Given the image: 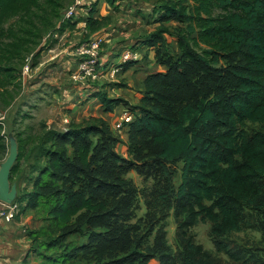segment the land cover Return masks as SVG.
Instances as JSON below:
<instances>
[{
	"label": "trees",
	"instance_id": "trees-1",
	"mask_svg": "<svg viewBox=\"0 0 264 264\" xmlns=\"http://www.w3.org/2000/svg\"><path fill=\"white\" fill-rule=\"evenodd\" d=\"M46 1L40 7L44 14H35L31 8L39 7L37 0H0V110L21 90L24 56L37 50L57 23L63 0ZM105 2L115 7L116 0ZM96 11L95 3L86 19L90 33L113 23L110 16L94 18ZM152 16L157 24L144 40L155 48L156 59L166 72L149 75L139 103L127 104L135 114L124 125L128 148L138 159L144 151L150 153L145 174L161 171L167 186L171 167L182 162L175 195L179 210L187 215L177 224L182 230L183 264H214L211 254L186 233L198 221L210 223L209 236L217 251L240 261L225 238L250 225L249 213L264 215V0H160ZM13 17L14 22L4 27ZM106 43L104 37L101 49ZM122 48L134 50L117 47L119 60ZM38 54L39 50L34 58ZM97 97L105 112H112L121 102L106 93ZM248 123L259 124V129L248 134ZM3 139L0 135V150L5 148ZM38 139L34 161H45L31 163L33 180L20 204L13 201L19 206L16 213L28 208L58 226L90 229L87 242L70 252L69 259L85 263L83 252L96 255L101 241L108 250L124 253L107 264H136V246L125 252L130 250L129 231L117 224L130 184L120 174L114 148L119 138L106 121L92 117L65 129L42 126ZM17 142L10 183L20 170L19 160L28 154L23 150L30 139ZM154 164L158 170L152 169ZM111 196L116 199L109 205ZM97 226L104 230L96 231ZM37 232H29L33 246Z\"/></svg>",
	"mask_w": 264,
	"mask_h": 264
},
{
	"label": "rangeland",
	"instance_id": "rangeland-1",
	"mask_svg": "<svg viewBox=\"0 0 264 264\" xmlns=\"http://www.w3.org/2000/svg\"><path fill=\"white\" fill-rule=\"evenodd\" d=\"M73 2L74 0H63V6L61 7L57 23L53 27L54 29L58 27L59 20L65 9L72 5ZM89 2H91L90 5H85L82 7L83 11H80H88L94 6L95 0H89ZM151 2L153 3V10L159 6L160 0H151ZM36 3L39 7H32L31 9L36 11L35 14H44L41 8L48 4V2L46 0H37ZM132 8L124 7L122 8L123 11L117 12L118 17L109 28L119 30V28L127 26L128 23L131 24L133 21L138 22V14H134L133 16L132 13L129 17L130 9ZM80 11L78 13H80ZM78 13L74 16V19L75 17H79ZM35 17L33 18L35 20L34 23L38 24ZM15 18L16 17L10 18L9 22L4 24V27L14 22ZM151 19L153 21V18H148L147 20L149 26L153 23L150 21ZM147 23L145 25L141 24V28H146ZM54 29L51 30L50 33H52ZM105 36L108 38L107 35ZM135 37L136 36L133 38ZM6 40H11V38H6ZM41 44L37 49L39 51ZM44 47L42 50H44ZM131 47L137 54L139 53L137 49L134 48V45H131ZM53 48L54 52H57L62 46L53 45ZM37 50L35 49L31 54L29 53L24 56L20 69L21 90L8 106L2 105V109L0 110V135L4 138L1 142H3L5 147L3 150H0V164L9 154L11 139L16 145H18L17 141L19 138H24L25 140L28 138L30 139V144L26 145L23 150V154L26 151H28V154L19 160L18 167L20 170L15 175L13 182L10 183L16 186L17 194L14 201H16L17 204H20L19 201L22 194L28 188L29 182L33 180L34 175L30 174L29 168L31 163L38 162V165H41L45 161V158L34 161V157L40 147L37 143L42 131V126L45 125L44 122H52L54 127H57V123L60 124L58 122V117L60 116L58 108L60 106L59 101L61 100V93L60 90L57 89V84L61 67L57 62L51 63L50 60L52 59H50V57L54 52H49L46 49L34 58L33 55ZM33 59H35V61ZM79 61V59L75 60L77 63L75 71L79 70ZM40 63L41 65H39ZM220 63L221 62H219L217 66ZM35 66H37L36 70ZM25 67H27V69H25ZM33 70L35 71L32 73ZM75 71L74 74H76ZM84 83L86 87L88 85L87 81L85 80ZM54 88L57 90L58 102L52 104L54 99L52 96ZM35 101H40L37 108L31 106V103ZM133 116H135V114ZM61 122H63L62 118ZM247 127L249 129L248 134H251L253 130L257 131L259 129V124L248 123ZM65 128L64 126H60V129ZM123 128L124 129L119 130L121 134L118 133L117 137L122 135V140L125 143L118 144L121 143V139L118 137L119 141L114 148L120 158L121 177L130 184L129 193H125L123 197L125 202L124 210L117 218V224H122L125 229H128L131 244L133 245L130 244V250L125 252H130L133 250L134 246H136V250L134 249L138 260L136 264H183L181 255L183 244L181 235L182 230L177 227V224L185 220L187 215L179 210L178 199L175 195L177 186L180 182L182 162H178L175 166L171 167L172 174L170 177L171 184L170 186L168 185L169 187L166 185L165 176L161 171L156 172L155 170H150L149 173L145 174L146 170H148L147 165L149 164H145V161L148 160L147 158H150L151 155L150 153L146 155L144 151V155L140 156V159L135 158L131 154L134 152H130L128 148V128H125V126H123ZM19 133H21V136ZM45 143L49 146L48 141ZM156 165L154 164L152 169L158 170ZM119 196L120 195H118V197ZM114 199L116 198H113V196L107 199L109 205L113 204ZM23 204L25 203L23 202ZM5 206L9 209L11 204H5ZM17 208H19L18 205ZM18 211V214L26 212V215L33 214L34 217L37 218L35 219L37 224L35 230L38 232L34 235L35 244L25 264H107L108 262L124 256V253L118 251L119 249L108 250V245H104V243L99 241L96 255L90 250L85 253L83 252V255H87L85 263L80 261V259L77 261L73 260L74 257L73 259H69L68 255L70 252H76L79 246L87 242L90 229H87L86 226H81L79 228L74 224L58 226L55 222L50 223L42 220L41 216L45 214L38 215L28 208L19 209ZM15 214L16 211H14L13 216ZM249 214V219H247L250 225L244 227L242 231L232 233L229 237L225 238L229 247L233 248V250L237 251L241 256L240 261H234L224 252L217 251L213 240L209 236L210 223L208 221H198L193 227L186 230V233L192 237L195 243L201 244L203 248L211 254L214 264H264V234L262 233L261 223V219L264 218V215L258 212ZM103 230L104 228L101 226L96 227V231ZM150 254H152L153 257H150Z\"/></svg>",
	"mask_w": 264,
	"mask_h": 264
},
{
	"label": "crops",
	"instance_id": "crops-1",
	"mask_svg": "<svg viewBox=\"0 0 264 264\" xmlns=\"http://www.w3.org/2000/svg\"><path fill=\"white\" fill-rule=\"evenodd\" d=\"M95 3L97 11L93 14L94 18L110 16L111 21L114 23L118 17V13L123 11L122 8L133 7L130 9L129 17L132 13L133 16L134 14H138L139 21H133L131 24L128 23L127 26L121 27L119 30L115 28H103L97 32L90 33L86 28L89 10L85 12H82V10L78 13L79 17L74 19L70 24H62L60 28H55L52 33L49 32L44 36L39 54L45 49L49 52H54L53 45L62 46L59 51L54 52L50 57L52 64L57 62L61 67L57 84V89L61 93V102L59 101L60 106L58 108L60 115L58 122L60 124L56 122L57 127H54L52 122H44L46 130L60 129V126L69 128L73 124H81L95 117L105 120L111 131L117 136L118 133L121 134L119 130L123 129V127L121 129L118 128L120 116L129 109L130 105L139 103L144 90L145 79L151 74L166 72V66L156 59L155 48L148 46V43L144 40L147 32L153 30L152 26L155 27L157 24L153 22L149 26L147 23L148 18L153 17V3L151 0H116L114 8H111L105 0H95ZM146 23V28H141V24L145 25ZM108 30L110 31L108 32ZM97 36H103L107 40L106 45L101 49V57L98 58L94 65L97 77L91 78L90 76H85L84 78L74 80L72 76L77 66L75 60H82L75 55L76 48L82 42H86L88 39L90 40V38L92 39ZM134 36L136 37L133 38ZM124 45H134V48L139 52L138 59L123 66V69L119 71L121 73L111 76L109 71L110 65L106 66V63L120 64L119 57L116 55L119 50L117 51L116 48ZM43 47L44 50H42ZM174 49L176 50L175 45ZM36 69L37 66H35ZM75 72L77 73L78 70ZM85 80L88 84L86 87L84 86ZM55 88L52 93L54 97L52 104L58 102L57 90ZM99 93H106L108 98L120 99L121 102L114 107L112 112H105L97 97ZM39 102H32L31 106L37 108ZM61 118L63 122H61ZM118 137L121 139V143L118 144L125 143L122 140V135ZM35 219L37 218L33 214L26 215V212L19 214L17 212L10 221H6L3 217H0V243L2 246L0 264H25L28 261L33 247V241L29 232L36 229L37 224Z\"/></svg>",
	"mask_w": 264,
	"mask_h": 264
},
{
	"label": "built area",
	"instance_id": "built-area-1",
	"mask_svg": "<svg viewBox=\"0 0 264 264\" xmlns=\"http://www.w3.org/2000/svg\"><path fill=\"white\" fill-rule=\"evenodd\" d=\"M91 2L89 0H74L73 4L67 7L62 14L59 24L57 28H60L62 24H67L68 22H72L74 20V16L82 10L85 5H90ZM104 42L103 36H97L88 40L86 42H82L75 50V55L81 58L78 63V72L74 74L72 77L74 80H78L80 78H84L85 76H90L91 78H96L97 73L94 69V65L99 58V53L101 50L102 43ZM138 59V54L136 51L131 50L130 48H125L122 50L120 54V64L113 65L110 69L111 76L115 73L119 72L124 64L133 62ZM27 69V67H25ZM132 113L128 110L123 112L120 116L118 128H122L125 124L132 120ZM17 205L11 204V207L6 208L5 204L0 201V217H3L6 221H10L13 218V213L16 211ZM2 254V246L0 243V255Z\"/></svg>",
	"mask_w": 264,
	"mask_h": 264
},
{
	"label": "water",
	"instance_id": "water-1",
	"mask_svg": "<svg viewBox=\"0 0 264 264\" xmlns=\"http://www.w3.org/2000/svg\"><path fill=\"white\" fill-rule=\"evenodd\" d=\"M17 157V145L11 139L10 150L6 159L0 164V201L12 204L17 194L16 186L10 184V170Z\"/></svg>",
	"mask_w": 264,
	"mask_h": 264
}]
</instances>
